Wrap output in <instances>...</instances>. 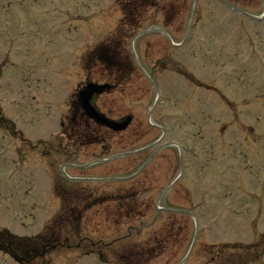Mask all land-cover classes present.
<instances>
[{
  "label": "rangeland",
  "instance_id": "374dc122",
  "mask_svg": "<svg viewBox=\"0 0 264 264\" xmlns=\"http://www.w3.org/2000/svg\"><path fill=\"white\" fill-rule=\"evenodd\" d=\"M174 1L180 7L174 25L164 31L162 15L149 9L143 30L130 38L126 51L134 54L137 63L132 82L103 93L98 101L112 118L134 115L131 128L114 136L110 153L150 141L153 148L163 146L145 167L153 180L149 190L155 200L160 189L179 175L180 165L178 149L164 146V130L152 128V121L162 119L168 132L174 130L168 141L177 140L184 146L182 159L191 167L159 205L196 215H171L175 220L172 227L188 229L186 240L175 258L167 254L151 264H177L185 257L186 264H205L208 244L237 242L254 245L246 264H264V257L256 261L255 252L264 232V1L243 0L240 4L261 19L222 0H159L164 5ZM115 3L0 0L2 124L12 122L17 133L29 134L31 140L28 134L23 136L30 144L40 140L35 146L61 153L59 146L64 141L56 132L62 129L69 94L85 78L82 53L109 29L118 27L121 15ZM97 70L91 79L105 81ZM7 129L0 124V225L19 234H36L58 208L59 201L50 195L56 175L51 160L25 148ZM17 146L21 151L15 153ZM203 155L211 162L210 171L207 164L202 171ZM85 158V154L80 156L81 161ZM131 159L121 158L83 173L100 170L103 175L118 172L125 176L132 172ZM109 183L116 186L119 182ZM151 208L142 209L143 217L131 219L123 235L127 230L135 237L144 225L154 220L159 226L168 217L156 205ZM108 213L102 208L91 211L84 221V235L108 241L113 227ZM194 239L196 245L190 252ZM60 251L55 264H100L94 256ZM226 260L220 263L228 264L230 260ZM0 264L16 263L1 253Z\"/></svg>",
  "mask_w": 264,
  "mask_h": 264
},
{
  "label": "trees",
  "instance_id": "16d2710c",
  "mask_svg": "<svg viewBox=\"0 0 264 264\" xmlns=\"http://www.w3.org/2000/svg\"><path fill=\"white\" fill-rule=\"evenodd\" d=\"M233 3L241 4L243 0H231ZM121 7V17L119 25L114 29L111 35L100 41L94 48L89 50L85 62L88 71L94 65H101L105 74L114 83V87L120 86L122 83L130 80L136 73L135 65L126 49L128 47L129 36L143 26L147 19L149 9L161 10L164 14L165 25L172 26L175 23L180 7L177 3L170 2L168 5L161 4L159 0H118ZM178 19V18H177ZM76 112L79 113L80 105L74 102ZM2 111L0 110V124L2 127L8 128L12 133H16L12 122H4ZM81 115V114H79ZM77 116V115H76ZM82 116V115H81ZM79 127V126H74ZM72 126V128H74ZM59 220L54 222V226L40 239H29L22 236L18 237L7 230L0 229V248L15 256L20 261H29L38 257L41 253L49 252L53 247H57L60 239L59 231L55 229ZM49 235V236H48ZM39 244L41 248H39ZM38 245V246H37ZM52 247V248H51ZM40 249V252H39Z\"/></svg>",
  "mask_w": 264,
  "mask_h": 264
},
{
  "label": "water",
  "instance_id": "95a60500",
  "mask_svg": "<svg viewBox=\"0 0 264 264\" xmlns=\"http://www.w3.org/2000/svg\"><path fill=\"white\" fill-rule=\"evenodd\" d=\"M106 88L105 85H98V84H91L87 86L81 93L82 100L85 105V107L88 110V113L91 114V116L95 117L97 121L100 123H106V124H113V123H123V122H129L131 120L130 117H126L123 120L120 121H109L107 120L102 114L98 112V109L96 108L94 102L97 98L98 93H101ZM125 124H123L124 126Z\"/></svg>",
  "mask_w": 264,
  "mask_h": 264
}]
</instances>
